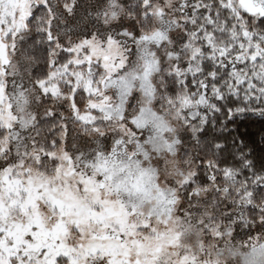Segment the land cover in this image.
Returning a JSON list of instances; mask_svg holds the SVG:
<instances>
[{"label": "snow or ice", "instance_id": "snow-or-ice-1", "mask_svg": "<svg viewBox=\"0 0 264 264\" xmlns=\"http://www.w3.org/2000/svg\"><path fill=\"white\" fill-rule=\"evenodd\" d=\"M0 264H264V0H0Z\"/></svg>", "mask_w": 264, "mask_h": 264}, {"label": "trees", "instance_id": "trees-1", "mask_svg": "<svg viewBox=\"0 0 264 264\" xmlns=\"http://www.w3.org/2000/svg\"><path fill=\"white\" fill-rule=\"evenodd\" d=\"M260 129L261 123L258 120H255V122H246L240 127L241 132H247L250 138L256 141L257 146L260 143Z\"/></svg>", "mask_w": 264, "mask_h": 264}]
</instances>
